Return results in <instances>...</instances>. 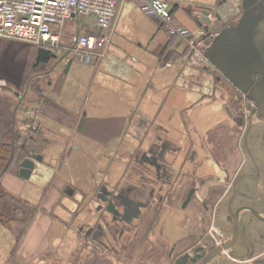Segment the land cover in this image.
<instances>
[{
    "label": "crops",
    "instance_id": "obj_1",
    "mask_svg": "<svg viewBox=\"0 0 264 264\" xmlns=\"http://www.w3.org/2000/svg\"><path fill=\"white\" fill-rule=\"evenodd\" d=\"M242 2L169 0L194 36L205 31L204 10L234 25ZM53 31L58 42L48 47L0 39V141L9 130L27 135L0 184L32 210L28 221L0 224V264H175L195 246L228 240L240 206L264 217V120H252L244 140L238 97L209 63L189 62L185 39L131 2L108 32L77 16ZM80 34L107 37L90 63L67 50ZM25 158L34 161L27 179L19 174ZM242 174L253 177L234 185ZM152 190L161 201L151 198L154 207L132 223L105 211L107 195L122 212ZM254 220L264 222L240 212L242 242L220 255L264 264V232L248 231Z\"/></svg>",
    "mask_w": 264,
    "mask_h": 264
},
{
    "label": "water",
    "instance_id": "obj_2",
    "mask_svg": "<svg viewBox=\"0 0 264 264\" xmlns=\"http://www.w3.org/2000/svg\"><path fill=\"white\" fill-rule=\"evenodd\" d=\"M200 22L204 24L207 31L204 40V57L208 60L209 65L214 67L253 104L251 114L256 110L264 114V0H243L242 14L234 25L223 24L222 16L216 9L204 10ZM33 159L40 160V156H34ZM33 159L25 158L20 162L19 174L24 179H27L33 170ZM149 164L157 168L154 158L153 162L150 160ZM244 177L252 178L253 176L242 174L234 181V185ZM234 195L235 190H233L232 196ZM190 197L189 193L185 203ZM102 200L106 202L104 206L107 213L126 222L131 221L129 218L125 219L126 210L122 213L118 211L116 196L107 195ZM231 201L232 198L230 203ZM134 205L137 208V206H141V203L137 202ZM246 210L264 221V217L256 210L248 206H240L231 212L233 229L228 240L214 246L206 254H199L198 251L201 248L194 250L192 256L189 253H184L176 259L175 264L189 262L194 264L199 258H201L200 264H207L224 250L231 248L238 237V216L240 212Z\"/></svg>",
    "mask_w": 264,
    "mask_h": 264
},
{
    "label": "built area",
    "instance_id": "obj_3",
    "mask_svg": "<svg viewBox=\"0 0 264 264\" xmlns=\"http://www.w3.org/2000/svg\"><path fill=\"white\" fill-rule=\"evenodd\" d=\"M131 2L145 15L154 17L170 36L185 39L189 46L188 60L197 67L208 63L204 57L202 30L194 36L179 25L171 12L169 0H0V39L21 41L37 46H54L58 35L54 28L61 27L72 16L91 18L96 28L108 32L121 4ZM107 42L105 36L80 34L67 47L72 58L90 63ZM0 86L5 82L0 80Z\"/></svg>",
    "mask_w": 264,
    "mask_h": 264
},
{
    "label": "trees",
    "instance_id": "obj_4",
    "mask_svg": "<svg viewBox=\"0 0 264 264\" xmlns=\"http://www.w3.org/2000/svg\"><path fill=\"white\" fill-rule=\"evenodd\" d=\"M49 53L43 49L39 50L38 59L47 60ZM239 107V103L234 102ZM237 107V110H239ZM27 141V135L15 130L4 133L0 141V175L6 173L15 156ZM32 217V210L23 200L5 191L0 184V224L8 225L12 221L22 219L28 221Z\"/></svg>",
    "mask_w": 264,
    "mask_h": 264
},
{
    "label": "flooded vegetation",
    "instance_id": "obj_5",
    "mask_svg": "<svg viewBox=\"0 0 264 264\" xmlns=\"http://www.w3.org/2000/svg\"><path fill=\"white\" fill-rule=\"evenodd\" d=\"M241 95L242 96L239 97L240 99L238 98L236 100L237 103H239V105L241 104L240 107H239V111L237 110L236 114L238 116V119L241 121V125H244V126L246 125V129L244 130V132H245V136H247V129L249 128V123L252 120H254V119H262V120H264V114L261 113L258 110H256L253 114H251L253 105H250V101L246 98L245 95H243V94H241ZM245 136H244V138H245ZM151 198H153L156 201H161L162 195H159V197H157V196L154 195V191L153 190L150 191L149 194H148V197H147L148 200H144L143 202H139V203H141V206L139 207V209H136L135 206H134V204L132 206H130V209L129 208L126 209L125 219L126 218L127 219L130 218V216H132V214H136V216L138 218L140 215H142L141 212L143 210H145L147 212V210H149L150 207L151 208L154 207L153 204H151V201H152ZM122 212H120V213H122ZM143 215H144V213H143ZM111 216H112L111 218H113L114 222H116V223H118V221L121 220V218H118L117 216H113V215H111ZM130 223H132V220L130 221ZM214 242H215V245L214 246H216V245H218V244H220V243H222L224 241H222V239H221V240H215ZM213 247L207 248L204 245H198V246H195L194 248H192L189 252L187 251V252H184V253H189L192 256L193 255L192 252L194 250H196L197 248H201V250L198 251L199 254H201V253H205L206 254ZM173 252H174V245L173 246H170L169 249L167 250L168 256H171L173 254ZM184 253H182V254H184ZM180 256H178L177 258H179ZM176 259H175V261H176ZM200 261H201V258H199L198 261L196 263H194V264H200ZM187 264H193V263H190L189 262Z\"/></svg>",
    "mask_w": 264,
    "mask_h": 264
},
{
    "label": "rangeland",
    "instance_id": "obj_6",
    "mask_svg": "<svg viewBox=\"0 0 264 264\" xmlns=\"http://www.w3.org/2000/svg\"><path fill=\"white\" fill-rule=\"evenodd\" d=\"M222 84H223V87L226 89V91L230 92V94H229V95H231L230 98H232V96H234V95H236L238 98L242 96L241 93L239 91H237L229 82L223 81ZM239 107H240V105H239ZM239 107H238V109H239ZM260 128L262 129V126H260ZM253 230H261V231L264 232V222L258 221V220L257 221L254 220L253 221V224L250 225L248 231L251 232ZM242 239H243V237L239 235V238L237 239L235 245L239 246L241 244V242H242ZM235 248H238V247H235ZM231 261L232 260L229 257L227 258L226 254H222L220 256L218 255L217 257H215L212 260L211 264H236L235 262L234 263H231Z\"/></svg>",
    "mask_w": 264,
    "mask_h": 264
}]
</instances>
